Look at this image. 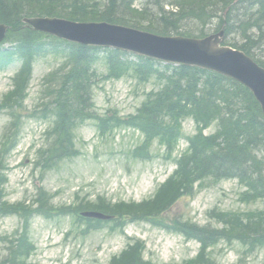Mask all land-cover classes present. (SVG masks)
Masks as SVG:
<instances>
[{
    "label": "trees",
    "instance_id": "16d2710c",
    "mask_svg": "<svg viewBox=\"0 0 264 264\" xmlns=\"http://www.w3.org/2000/svg\"><path fill=\"white\" fill-rule=\"evenodd\" d=\"M143 10L133 8L135 0H0V24L9 26L0 48V70L15 59L22 62L13 79L14 89L0 97V112L9 111L13 120L0 145V216L17 215L24 220L23 232L8 243L4 264H31L35 246L29 237L35 215L49 217L54 210L62 215L78 213L79 209L47 210L49 201L41 192L31 205H14L5 201L7 177L6 159L19 143L23 119L38 117L53 119L47 132L48 145L38 153L36 167L53 168L64 159L80 155L76 145L77 129L89 120L97 124L99 135L105 137L117 130H138L143 142L132 152L134 158L151 159V148L157 141L172 159L185 139L188 146L176 159L178 169L162 184L155 195L141 204H112L99 198L95 204L86 203L104 213L117 217L115 225L123 228L131 222L146 221L183 234L201 242L200 255L185 264H215L208 249L221 241L239 242L247 250L264 245V119L259 104L248 89L218 74L197 68L164 64L112 49L69 44L24 26V18L58 17L78 22L103 21L147 30L161 35L205 36V28L214 20L226 23V37L239 35L240 41L229 42L255 58V51L264 47V0H169L176 11H166L164 5ZM228 9L227 14L224 15ZM189 22L191 27L185 24ZM64 53L66 62L43 80L35 113L28 115L24 105L28 98L33 64L45 53ZM102 53V58L100 54ZM104 60L108 72H96ZM264 66V58L256 59ZM134 77L139 83L159 82V89L147 93L136 114L123 118L116 110L99 115L94 89L106 81ZM195 123V134L186 136L183 124ZM214 127L215 132L204 131ZM238 179L246 187L240 201L262 203L263 208L235 212L213 211L217 226H200L190 220L177 219L172 227L162 214L183 196H193L195 185L206 180ZM37 204L38 207L34 208ZM50 205V204H49ZM53 211V212H54ZM81 219V218H80ZM145 246L136 241L109 264H152L145 261Z\"/></svg>",
    "mask_w": 264,
    "mask_h": 264
},
{
    "label": "rangeland",
    "instance_id": "374dc122",
    "mask_svg": "<svg viewBox=\"0 0 264 264\" xmlns=\"http://www.w3.org/2000/svg\"><path fill=\"white\" fill-rule=\"evenodd\" d=\"M148 0H137L135 8L141 9ZM169 0H150L149 8L164 5L170 7ZM171 8V7H170ZM218 20L210 25L215 27ZM191 25V24H190ZM189 22L184 26H190ZM209 25V26H210ZM191 27V26H190ZM210 31L206 30V33ZM198 34V30L192 31ZM238 35H233L236 39ZM264 58V47L257 51ZM57 58L49 55L41 58L35 64L33 80L30 87L26 107L31 110L39 97L41 82L46 74L57 65ZM19 69L15 63L0 72V96L11 89V78ZM105 73V69H100ZM158 88L155 80L143 85L134 79L124 78L117 82L100 84L94 97L99 113L104 114L109 109H117L122 116L136 112L143 103L146 94ZM9 122L7 114H0V137ZM47 125L41 121L28 120L23 128L19 147L9 158L6 187L7 200L17 203L30 200L38 188H44L52 195L56 206L75 203V194L90 195L91 199L105 196L114 202L119 200L141 202L150 198L157 186L163 183L176 169L173 162L166 161L162 155L164 150L155 144L153 153L156 157L151 162L134 160L130 156L131 149L141 141L137 132H122L115 140L102 141L94 122L85 123L77 132V145L82 155L75 159L60 162L47 172L34 168L36 152L44 144V132ZM184 132L194 134L191 121L184 124ZM210 132H213L211 130ZM182 142L180 149L185 147ZM242 188L237 180L214 183L207 181L203 188L197 190L193 199L185 198L178 202L167 214V219L183 217L201 225L210 223L209 213L216 208L221 210H246L249 207L241 205L238 197ZM72 217L46 219L36 217L31 227V238L37 247L32 257L33 264H100L108 263L119 254L130 240L139 238L147 245L146 258L155 264L181 263L194 257L199 250L196 242H187L183 236L155 228L149 224H132L124 234H110L105 228L93 232L87 237H74ZM20 221L16 217H0V236H10L20 229ZM70 235L67 237V234ZM58 242H62L59 246ZM57 243V244H56ZM241 248L237 245L227 246L220 243L215 246L212 256L218 264H237L241 258ZM5 255V248L0 242V261ZM239 264H264V248L260 249Z\"/></svg>",
    "mask_w": 264,
    "mask_h": 264
},
{
    "label": "water",
    "instance_id": "95a60500",
    "mask_svg": "<svg viewBox=\"0 0 264 264\" xmlns=\"http://www.w3.org/2000/svg\"><path fill=\"white\" fill-rule=\"evenodd\" d=\"M25 22L35 30L78 41L86 45L113 47L135 54L186 66H197L231 76L248 86L256 95L264 112V70L258 68L242 53L220 48L219 35L206 39L160 37L121 26L75 24L57 19H30ZM7 28L0 25V42ZM85 216L106 219L98 213Z\"/></svg>",
    "mask_w": 264,
    "mask_h": 264
}]
</instances>
